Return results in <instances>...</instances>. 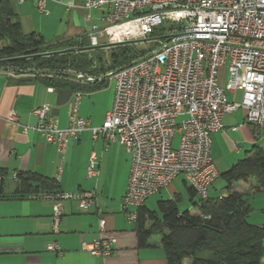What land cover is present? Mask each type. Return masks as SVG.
I'll return each mask as SVG.
<instances>
[{
	"label": "built area",
	"instance_id": "obj_1",
	"mask_svg": "<svg viewBox=\"0 0 264 264\" xmlns=\"http://www.w3.org/2000/svg\"><path fill=\"white\" fill-rule=\"evenodd\" d=\"M45 1L60 2L39 0L41 12ZM98 7L107 12L102 25L91 26L86 35L93 49L148 41L163 22L170 25L167 40L160 51H152L151 58L110 73L114 95L100 127H89L78 117L80 94L75 93L66 128H58L48 115L49 107L41 105L33 111L37 126L24 131L39 133L61 157L68 139L84 130L90 131L93 140L102 137L108 144L122 146L130 160L121 201L128 222L133 223L136 210L179 176L198 199H207L209 187L218 178L211 136L224 130L222 118L242 110L244 123L264 135V0H83L79 8L89 12ZM225 65L224 88L220 69ZM237 91H242L240 102L234 97ZM7 121L16 124V115L11 112ZM92 164L88 177L94 174ZM29 200L52 204L57 232L64 205L74 202L80 214L85 213L93 206L94 193H39ZM98 227L100 238L83 247L92 257L109 258L115 253L116 240L104 236L103 219ZM47 250L62 254L56 244Z\"/></svg>",
	"mask_w": 264,
	"mask_h": 264
},
{
	"label": "crops",
	"instance_id": "obj_2",
	"mask_svg": "<svg viewBox=\"0 0 264 264\" xmlns=\"http://www.w3.org/2000/svg\"><path fill=\"white\" fill-rule=\"evenodd\" d=\"M7 2L20 24L22 33L39 34L47 43L86 37L91 26L102 23L101 19L107 12V8L99 7L87 12L79 8L83 0H60L58 3L45 1L43 12L38 9L39 0L37 3L34 0ZM86 16L89 17L88 20ZM110 73L113 72L105 75ZM103 76H94L100 80L92 82L78 81L80 90L74 92L70 88L47 87L31 76L0 69V168L6 171L3 190L5 200L0 201V227L5 224V232L0 231V264H165L160 241L154 245L149 242L154 234L149 238L147 248L137 247L134 222H128L121 210L130 161L122 146L117 143L108 144L102 137L93 140L90 131L84 130L77 138L68 139L64 156L61 157L55 145L46 143L39 133L24 131V128L37 126L33 111L41 105L49 107L48 115L56 121L58 128H66L75 93L80 94L78 117L87 121L89 127H100L111 108L114 95V80L111 77L101 79ZM29 78L30 81L27 80ZM11 112L17 117L16 124L7 121ZM232 115H225L222 118L224 130L211 136V155L218 178L208 189L209 198L228 194L226 183L220 175L225 173L236 159L240 160L238 156L241 149L244 156L250 154L254 147L262 149L257 142L262 132L245 124L243 114L239 117ZM235 127H238L237 131L231 130ZM249 146L251 149L248 151ZM229 152L235 155V160L231 162L227 159L230 157ZM90 161L93 162L94 174L88 177ZM18 172H33L54 179L61 192L94 193L93 206L80 214L76 203L67 202L60 224L56 227V237L48 236L47 229H29L23 224L24 218L47 219L51 217V211L48 207H33L28 199L12 198L16 190L15 175ZM219 180H222L224 185H217ZM177 181H180L181 188L176 186ZM188 188L190 187L182 176L175 178L164 189L168 190L169 198L166 200L176 199L177 206L181 202L186 207L185 210L192 207L197 211L191 202ZM232 191L244 194L251 208L247 222L254 226H263L264 195L262 206L257 208L255 197L260 192L256 190L255 180L249 178L247 182H234ZM189 212L193 213L192 210ZM100 219L105 221L104 236L116 240L115 253L105 259L92 257L83 247L100 238ZM149 226L150 223H147L146 228ZM53 244L59 246L61 255L47 250V247ZM260 264H264V241L263 259Z\"/></svg>",
	"mask_w": 264,
	"mask_h": 264
},
{
	"label": "trees",
	"instance_id": "obj_3",
	"mask_svg": "<svg viewBox=\"0 0 264 264\" xmlns=\"http://www.w3.org/2000/svg\"><path fill=\"white\" fill-rule=\"evenodd\" d=\"M158 34L157 29L150 40ZM161 39L163 43L167 40L166 37ZM67 49H75L76 53L38 56ZM91 49L87 36L80 40L47 43L39 34L24 35L7 0H0V69L31 76L47 87L70 88L78 92L79 82L63 74L75 72L92 77L105 75L127 68L154 50L138 51L130 45L121 46L112 51L110 66L104 69L97 65L92 68L94 60L90 62V55L86 54ZM5 176V169L0 168V201L5 200ZM220 177L228 190L225 196L200 200L188 188L197 214L180 212L177 200L171 198L158 201L157 212L149 211L144 206L139 207L133 224L137 247L147 248L151 235L157 234L165 264H183L186 260L190 264H260L263 259L264 225L258 227L247 222L251 208L244 194L232 191V185L234 182H247L252 177L256 190L264 192L263 150L254 147L250 154L238 160ZM15 182L16 190L12 198L17 200L29 201V196L35 194L61 192L56 180L33 172H18ZM147 223H150L149 228H146Z\"/></svg>",
	"mask_w": 264,
	"mask_h": 264
},
{
	"label": "rangeland",
	"instance_id": "obj_4",
	"mask_svg": "<svg viewBox=\"0 0 264 264\" xmlns=\"http://www.w3.org/2000/svg\"><path fill=\"white\" fill-rule=\"evenodd\" d=\"M102 23H100L98 26H101ZM158 29V32L159 34L155 37H153L152 40H148V41H142V42H131V43H126V45H130L132 46V49H136L138 51H141V50H144V51H149L150 49H158L160 48L161 44L163 43V40L161 39V37H166L168 36V33H169V29H170V25L163 22L162 25L159 26ZM125 44H119V45H114V46H109V45H106L105 47L103 48H96V49H91L89 51H86V54L88 53V55H90V57L92 58V60H94V63L95 65H97V67H100L102 66L104 69L108 68V66H110V55L112 53V51H116L117 49H119V47L121 46H124ZM156 48V49H155ZM153 50V51H154ZM76 52H73V53H70V54H75ZM112 72V71H111ZM70 73L71 75H75L76 73L75 72H68ZM76 75H83V74H76ZM85 76V75H83ZM88 76V75H87ZM227 81H228V72H227V66L225 65L224 67H222L220 69V83L222 84V86L225 88L226 84H227ZM242 91H237L235 93V100L240 102L241 101V96H242ZM226 95L229 99L232 98V95L229 93V91L226 89ZM241 114H243L244 116V113L242 110H238L237 112H235L232 116L233 117H239ZM178 140H179V136L177 135L173 141V147L176 148L177 145H178ZM257 142H259V146L262 148V150L264 151V135L262 133L261 137L259 139H257ZM259 148V147H258ZM251 149V147L249 146V148L247 149L248 151ZM241 154L238 156L240 159L244 158V151L243 149H241ZM230 154V157H228V161H233L235 160V155H233L231 152H229ZM239 160V159H236V161ZM235 161V163H236ZM234 163V164H235ZM251 179H254L251 177ZM176 183V186L178 188H181V183L180 181H177L175 182ZM224 185L223 181L222 180H219L218 181V184H221ZM167 191L168 190H164V191H161L159 194H156L152 197H150L146 203H145V207L148 208V210L150 211H154V212H157V202L160 201V200H166L167 198ZM221 191V189H220ZM262 195H264V192H260L257 194V196L255 197V203H257L258 207L257 208H260L262 205ZM182 196L184 197V193L182 192ZM185 198V197H184ZM29 203H31L33 205V207H37V208H40V209H44L45 207H48L51 211V215H52V204L50 202H45V201H39V200H29L28 201ZM254 203V204H255ZM186 205V204H185ZM188 205V204H187ZM189 206V205H188ZM260 206V207H259ZM183 206V203L179 202L178 203V209L180 210V212H183V211H189V210H192V214H197L198 212L194 209H192V207L188 210H185L186 207ZM130 211H134V209H130ZM126 217V216H125ZM24 223L26 226L29 227V229H32V228H39L40 230H46L47 229V234H49L48 236L50 237H56L57 234L56 232L54 231V228H53V223H52V218L49 217L47 219L45 218H38V217H35V218H24ZM60 224V223H59ZM59 226V225H58ZM58 228V227H57ZM5 224L3 227H0V231L2 232H5ZM159 237L157 234H154L151 239L149 240V242L154 245V244H157L159 242ZM184 264H190V261L189 260H186L184 262Z\"/></svg>",
	"mask_w": 264,
	"mask_h": 264
},
{
	"label": "water",
	"instance_id": "obj_5",
	"mask_svg": "<svg viewBox=\"0 0 264 264\" xmlns=\"http://www.w3.org/2000/svg\"><path fill=\"white\" fill-rule=\"evenodd\" d=\"M37 1L38 0H34V2H36V3H37ZM161 49L162 48H159L156 51H160ZM74 51H75V49H67V50H63V51L61 50V51H58V52H51V53H47V54H41V55H38V56H54V55H61V54H69V53H72ZM153 54L154 53L151 52L148 55L144 56L143 58H140L137 61L132 62L129 66H133V65H135L137 63H140L142 61H145V60L151 58L153 56ZM88 59H89L90 62L92 61V58L91 57H89ZM94 67H95V63H93V65H92V68H94ZM124 68H126V67H124ZM124 68H122V69H124ZM119 70H121V69H119ZM115 71H118V70H115ZM63 75L65 77L69 78V79L75 80V82L76 81H79V82H92V81L100 80V79H98L96 77L87 76V75H85V76H83V75H76V74L75 75L63 74ZM108 77H111V74L110 75L109 74L104 75L103 77H100V78L101 79H104V78H108ZM27 80L30 81V79H27Z\"/></svg>",
	"mask_w": 264,
	"mask_h": 264
}]
</instances>
